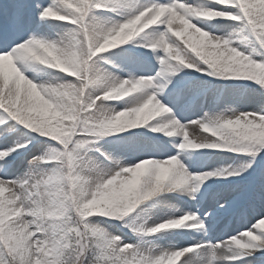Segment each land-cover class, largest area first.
Segmentation results:
<instances>
[{"label": "snow or ice", "instance_id": "snow-or-ice-1", "mask_svg": "<svg viewBox=\"0 0 264 264\" xmlns=\"http://www.w3.org/2000/svg\"><path fill=\"white\" fill-rule=\"evenodd\" d=\"M0 264H264V0H0Z\"/></svg>", "mask_w": 264, "mask_h": 264}]
</instances>
